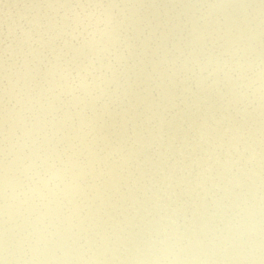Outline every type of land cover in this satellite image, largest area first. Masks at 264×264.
<instances>
[{"label":"rangeland","instance_id":"374dc122","mask_svg":"<svg viewBox=\"0 0 264 264\" xmlns=\"http://www.w3.org/2000/svg\"><path fill=\"white\" fill-rule=\"evenodd\" d=\"M89 6L111 9L116 25L110 34L96 31L101 62L95 64L79 45L65 55L84 28H77L74 12ZM39 153L67 166V178L33 179L24 159ZM0 184V264H57L81 231L94 227L99 235L77 245L76 264H124L129 256L132 264H181L185 256L206 264L232 237L228 244L236 245L221 254L226 264H242L237 256L250 260L256 247L264 249V215L256 225L252 220L264 214V0H0ZM155 193L169 200L158 208L151 201L130 205L136 195L139 202ZM153 207L166 208L170 218L151 223ZM125 208L129 216H119ZM76 213L74 231L67 229L73 235L60 241ZM145 213L136 225L133 218ZM56 215L64 220L53 229ZM171 221L182 236L174 231L156 248L147 230L160 235L174 228ZM218 235L226 240L215 241ZM254 236L263 240L237 254L241 241ZM176 239L194 246L183 255L170 246L165 254ZM133 244L135 255H124ZM257 257L251 264H262Z\"/></svg>","mask_w":264,"mask_h":264},{"label":"bare ground","instance_id":"6f19581e","mask_svg":"<svg viewBox=\"0 0 264 264\" xmlns=\"http://www.w3.org/2000/svg\"><path fill=\"white\" fill-rule=\"evenodd\" d=\"M235 8L236 9H238V4L237 5H235ZM116 90V89H115ZM124 92V91H123ZM120 95V94H119ZM121 100H122V98H121ZM156 101V100H155ZM142 105V104H141ZM160 109H161V107H160ZM124 110H126V109H124ZM141 110V109H140ZM162 110V109H161ZM152 111V110H151ZM128 112V111H127ZM157 112V111H156ZM128 114H129V112H128ZM158 114V113H157ZM156 114V115H157ZM170 114V113H169ZM134 115V114H133ZM136 115V114H135ZM143 115H145V114H143ZM56 116V115H55ZM68 116V115H67ZM149 116V115H148ZM147 117V116H146ZM51 119V118H50ZM47 120V119H46ZM151 120V119H150ZM46 122V121H45ZM145 123H147V122H145ZM140 126V125H139ZM175 126V125H174ZM152 127V126H151ZM181 127V126H180ZM142 128V127H141ZM159 128H160V126H159ZM161 130V129H160ZM164 130V129H163ZM157 131V130H156ZM167 131H168V129H167ZM153 133V132H152ZM240 133H242V132H240ZM144 134V133H143ZM165 134V133H164ZM148 135V134H147ZM153 135H155V134H153ZM195 136V135H194ZM226 136H228V135H226ZM232 136V135H231ZM245 136V135H244ZM155 137V136H154ZM229 137V136H228ZM186 138V137H185ZM225 139V138H224ZM170 140V139H169ZM182 140V139H181ZM164 141H166V140H164ZM189 141V140H188ZM35 144H36V142H35ZM44 144V143H43ZM48 144V143H47ZM170 144V143H169ZM225 144V143H224ZM52 145V144H51ZM165 145V144H164ZM173 145V144H172ZM187 145V144H186ZM231 145V144H230ZM161 146H162V144H161ZM43 149V148H42ZM174 149V148H173ZM191 149V148H190ZM156 150V149H155ZM164 150V149H163ZM216 150V149H215ZM222 150V149H221ZM224 151V150H223ZM27 152V151H26ZM154 152V151H153ZM18 153V152H17ZM21 153V152H20ZM140 153V152H139ZM138 153V154H139ZM142 153V152H141ZM174 153V152H173ZM137 154V155H138ZM170 155V154H169ZM202 156H204V155H202ZM202 156H201V158H202ZM9 157H10V155H8V159H9ZM13 157V160L15 159V153L13 152L12 153V156L10 157V159ZM143 157H145V156H143ZM204 158H205V156H204ZM22 159V158H21ZM145 159V158H144ZM143 159V160H144ZM152 159V158H151ZM166 159V158H165ZM146 160V159H145ZM162 160V159H161ZM180 160V159H179ZM199 160V159H198ZM204 160V159H203ZM203 160H202V162H203ZM206 160V159H205ZM217 160V159H216ZM152 161V160H151ZM157 161V160H156ZM167 161V160H166ZM223 161V160H222ZM9 162V161H8ZM137 162V161H136ZM160 162V161H159ZM185 162H186V159H184V161H183V163L185 164ZM146 163V162H145ZM154 163H157V162H154ZM142 164V163H141ZM198 164V163H197ZM222 164V163H221ZM143 165V164H142ZM163 165V164H162ZM194 165V164H193ZM7 166V165H6ZM8 167V166H7ZM10 167V166H9ZM123 167V166H122ZM138 167V166H137ZM136 167V168H137ZM201 167V166H200ZM13 168V167H12ZM118 168V167H117ZM145 168H147V167H145ZM202 169V168H201ZM207 170H208V168H206ZM205 169V170H206ZM214 169V168H213ZM119 170V169H118ZM126 170V169H125ZM138 170V169H137ZM142 170V169H141ZM149 170V169H148ZM159 170V169H158ZM186 170V169H185ZM211 170V169H210ZM143 171V170H142ZM147 171V170H146ZM167 171V170H166ZM180 171V170H179ZM197 171V170H196ZM201 171V170H200ZM152 172H153V170H152ZM20 173V172H19ZM143 173V172H142ZM185 173V172H184ZM205 173H206V171H205ZM222 173V172H221ZM76 174V173H75ZM77 174H80V171L77 173ZM113 174V173H112ZM119 174V173H118ZM118 174H117V176H118ZM152 174V173H151ZM150 174V175H151ZM162 174H164V173H162ZM165 174H166V172H165ZM204 175V174H203ZM10 176V175H9ZM80 175H78V177H79ZM119 176H120V174H119ZM136 176V175H135ZM149 176V175H148ZM153 176H155V175H153ZM168 176H170V175H168ZM146 177V176H145ZM144 177V178H145ZM157 177L158 178H160L161 176H158L157 175ZM178 177V176H177ZM197 177V176H196ZM208 177V176H207ZM110 178V177H109ZM182 178V177H181ZM107 180H108V178H106ZM105 179V180H106ZM113 179V178H112ZM131 179V178H130ZM138 179H140V178H138ZM151 179V178H150ZM152 179H154V178H152ZM213 179V178H212ZM104 180V181H105ZM126 180V179H125ZM137 180V179H136ZM141 180V179H140ZM145 180V179H144ZM156 180H158V179H156ZM199 182H200V180H201V177L200 176H198V179H197ZM132 181H134V180H132ZM149 181V180H148ZM160 181V180H159ZM187 181V180H186ZM208 181V180H207ZM6 182V181H5ZM111 182H112V180H111ZM129 182V181H128ZM140 182V181H139ZM146 182V181H145ZM151 182V181H150ZM136 183V182H135ZM134 183V184H135ZM147 183V182H146ZM159 183V182H158ZM211 183V182H210ZM209 183V184H210ZM213 183V182H212ZM131 184V183H130ZM138 184V183H137ZM143 184V183H142ZM1 185V184H0ZM104 185H107V184H104ZM121 185V184H120ZM154 185V184H153ZM159 185V184H158ZM173 185H175V187H176V184H173ZM199 185V184H198ZM197 185V186H198ZM215 185V184H214ZM2 186H4V185H2ZM113 186H115V185H113ZM122 186V185H121ZM143 186H145V185H143ZM165 186H166V182H165ZM165 186H163V187H165ZM184 186V185H183ZM200 186V185H199ZM213 186V185H212ZM25 187V186H24ZM116 187V186H115ZM114 187V188H115ZM132 187V186H131ZM140 187H142V186H140ZM146 187V186H145ZM172 187V186H171ZM204 187V186H203ZM112 188L113 187H111V190H112ZM129 188V187H128ZM144 188V187H143ZM150 188H151V186H150ZM149 188V189H150ZM160 188V187H159ZM232 188V187H231ZM104 189V188H103ZM118 189V188H117ZM140 189V188H139ZM161 189V188H160ZM168 189H170V188H168ZM122 190V189H121ZM128 190V189H127ZM133 190V189H132ZM131 190V191H132ZM167 190V189H166ZM130 191V190H129ZM134 191V190H133ZM136 191V190H135ZM139 191V190H138ZM140 191H142V190H140ZM143 191H145V189L143 190ZM155 191H156V189H155ZM154 191V192H155ZM162 191V190H161ZM170 191V190H169ZM176 191V190H175ZM201 191V190H200ZM206 191V190H205ZM74 192V191H73ZM128 192V191H127ZM147 192V191H146ZM134 193V192H133ZM151 193V192H150ZM156 193H157V191H156ZM154 194V195H152V194H149V196H147V197H149L148 199H139V202H136L135 200H137L136 198H137V195H136V198L134 197V200H132L131 198V200L132 201H130V205L131 206H137V203H140V205H146V204H149V205H152V204H150V201L152 202V203H154V206L156 207V208H158V207H160L161 205H157L158 203H161V201H165L164 203H166L167 201L166 200H169V198L168 197H166V195L165 194H163L162 196H158L157 197V194ZM167 193H168V191H167ZM173 193V192H172ZM172 193H171V195H172ZM127 194V193H126ZM128 194H130V193H128ZM127 194V195H128ZM144 194H146V193H144ZM141 195V194H140ZM139 195V196H140ZM160 195V194H159ZM170 195V194H169ZM190 195V194H189ZM194 195V194H193ZM113 196V195H112ZM119 196V195H118ZM176 196V195H175ZM70 197V196H69ZM120 197V196H119ZM119 197H118V199H119ZM128 197V196H127ZM126 197V198H127ZM131 197V196H130ZM142 197V196H141ZM140 197V198H141ZM155 197H157V198H155ZM187 197V196H186ZM200 197V196H199ZM125 198V199H126ZM133 198V197H132ZM146 198V197H145ZM116 199V198H115ZM193 199V198H192ZM197 199V198H196ZM123 200V199H122ZM121 200V201H122ZM127 201H128V199H126ZM125 200V201H126ZM154 200V201H153ZM175 200V199H174ZM174 200H173V202H174ZM177 200V199H176ZM175 200V201H176ZM194 200V199H193ZM111 201V200H110ZM178 201V200H177ZM180 201V200H179ZM186 201V200H185ZM195 201V200H194ZM163 203V204H164ZM171 203V202H170ZM176 203V202H175ZM194 203V202H193ZM111 204V203H110ZM116 204V203H115ZM189 204V203H188ZM124 205V204H123ZM178 205V204H177ZM49 206V205H48ZM121 206V205H120ZM179 206H180V204H179ZM221 206V205H220ZM114 207V206H113ZM112 207V208H113ZM118 207V206H117ZM128 207V206H127ZM139 207V206H138ZM182 207L183 206H180V208L182 209ZM256 207V206H255ZM129 208H131V207H129ZM141 208V207H140ZM145 208V207H144ZM146 208H147V206H146ZM179 207H176L175 206V209H178ZM136 209V208H135ZM148 209V208H147ZM218 209V208H217ZM242 209V208H241ZM263 209V208H262ZM55 210V209H54ZM104 210V209H103ZM108 210H109V208H108ZM119 210V209H118ZM137 210V209H136ZM138 210H139V208H138ZM137 210V211H138ZM144 210V209H143ZM166 210V208H161L159 211H157V210H155L154 209V207L152 208V210H150L148 213H149V215L150 214H154V213H156L157 214V217L155 218V220L154 219H152L151 220V223L153 222V224H155V225H157V226H160L161 224H162V221L163 220H166V219H168V218H170V216L171 215H169L168 214V212H166L165 211ZM179 210V209H178ZM183 210V209H182ZM198 210H200V209H198ZM238 210H240V209H238ZM130 211V209H124L123 211H121V213H118V214H120L119 216H121V217H128L129 216V212ZM141 211V210H140ZM232 211H233V209H232ZM231 211V212H232ZM245 211V210H244ZM251 213H255L253 210H249ZM86 212V215L89 213L88 211H85ZM133 212V211H132ZM189 212V211H188ZM188 212H186L187 214H188ZM194 212V211H193ZM214 212V211H213ZM236 212V211H235ZM238 212H241V210L240 211H238ZM135 213H136V211H135ZM148 213H145V215H143V216H139V217H134L133 218V222H135V224L137 225V222L138 223H142L143 222V218H144V216H146V214L148 215ZM72 214H74L73 212H72ZM139 214V213H138ZM144 214V213H143ZM155 214V215H156ZM194 214V213H193ZM192 214V215H193ZM199 214H202L201 212L199 213ZM223 214V213H222ZM243 214V213H242ZM241 214V215H242ZM250 215V214H249ZM252 215V214H251ZM264 214H262V215H260V214H256L255 213V217H254V219L252 218V220H253V222H254V224L255 223H258L257 222V220L260 218V220L262 219V216H263ZM253 216V215H252ZM60 217V216H59ZM148 217V216H147ZM146 217V218H147ZM152 217V216H151ZM237 217V216H236ZM246 217V216H245ZM247 217H249V216H247ZM228 218H230V217H228ZM227 218V219H228ZM231 218H233V217H231ZM235 218V217H234ZM239 218H240V216H239ZM239 218H236L234 221H237L238 222V219ZM52 219V218H51ZM73 219H80V217H79V214L78 213H76L75 215H71L70 216V218H68V219H66L68 222H66L65 224H66V229H65V227L62 229L63 231H65V233L63 234V237L62 238H58L60 241H62L64 238H66L65 237V234H66V232H68V233H70V236L71 235H73V233H72V230L74 229V226H75V222H74V226H73V229L70 227V223H71V221L73 220ZM128 219H130V218H128ZM247 219V218H246ZM63 220H64V218H63ZM63 220H62V217H60V221L57 219V215L55 216V220L53 221V222H49V224L53 227V229H55V226H57V224H56V222H59V223H61L62 224V222H63ZM84 220H85V217H84ZM86 220H88L87 218H86ZM131 220V219H130ZM241 220V219H240ZM245 220V219H244ZM150 221V220H149ZM191 221H192V219H191ZM195 221V220H194ZM193 221V222H194ZM231 221V220H230ZM248 221V220H247ZM119 222V221H118ZM172 222V221H171ZM182 222V221H181ZM199 222H202L201 220L199 221ZM80 223H81V221H80ZM85 223V222H84ZM88 223V222H87ZM145 223V222H144ZM173 223V225H172V227H174L173 229H167V230H165V231H163L162 233H160V235H158L159 234V232H158V236L157 235H155L154 233H153V231L152 230H150V229H148L147 230V236L149 237V233L150 232H152L151 234L153 235V242L152 243H155V245L157 246L156 248H158V247H160L163 243H164V241H165V238L166 237H168L169 236V234H171V233H173L174 231H177L176 230V225L174 224V222H172ZM179 223V222H178ZM182 223H184V222H182ZM226 223V222H225ZM233 223V222H232ZM232 223H231V225H232ZM251 223V222H250ZM82 224V223H81ZM86 224V223H85ZM133 224V223H132ZM132 224H131V226H132ZM188 224V223H187ZM193 224V223H192ZM249 224V223H248ZM253 224V223H252ZM45 225V224H44ZM78 225V224H77ZM90 225V224H89ZM189 225V224H188ZM228 225V223L226 224V226ZM230 225V226H231ZM242 226H243V224H241ZM256 225V224H255ZM258 225V224H257ZM49 226V225H48ZM50 226V227H51ZM63 226V225H62ZM79 226V225H78ZM83 226H86V225H84L83 224ZM134 226V225H133ZM151 226V225H150ZM183 227H186L187 229H188V232H189V228L187 227V225H182ZM194 226V225H193ZM198 226V225H197ZM229 226V225H228ZM237 226V225H236ZM245 226V225H244ZM247 226V225H246ZM59 227V226H58ZM88 227V226H87ZM200 227V226H199ZM72 229V230H67V229ZM90 228V227H89ZM224 228H225V226H224ZM247 228V227H246ZM245 228V229H246ZM46 229V228H45ZM77 229V228H76ZM84 229H85V227H84ZM91 229V228H90ZM92 229H94L93 231H91V233H87V232H85V231H81V234L80 235H82L80 238H78L77 240H76V242H75V244L73 245L74 247L72 248V246H71V248L69 249L68 248V252H66L63 256H61L60 257V259L58 260V263L57 264H76L77 263V260L76 261H73L72 259L73 258H71L74 254V251L75 250H78V249H80L82 246H80V245H82V242L84 241V242H88V240L90 239V237H91V235L92 234H94L95 232H96V227H94V228H92ZM129 229V228H128ZM183 229V228H182ZM187 229H183V230H187ZM205 229V228H204ZM228 229V228H227ZM255 229V228H254ZM80 230H82V227L80 228ZM154 230V229H153ZM182 230V231H183ZM12 231V230H11ZM74 231V230H73ZM79 231V230H78ZM89 231V230H88ZM100 231V230H99ZM146 231V230H145ZM216 231V230H215ZM215 231H213V233L215 232ZM221 231H222V229H221ZM13 232V231H12ZM51 232V231H50ZM224 232V231H223ZM244 232V231H243ZM78 233V232H77ZM177 233H178V236H180L181 235V233L182 232H178L177 231ZM176 233V234H177ZM258 233V232H257ZM259 233H261L263 236H264V232H259ZM193 234V233H192ZM215 234V233H214ZM217 234V233H216ZM223 234H225V233H223ZM95 235H99V233L98 234H94V236ZM107 235V234H106ZM129 235V234H128ZM174 235V234H173ZM188 235V234H187ZM93 235H92V237L91 238H93L94 237ZM103 236V235H102ZM101 236V239L103 240V237ZM175 236H177V235H175ZM182 236V235H181ZM201 236H202V234H201ZM226 236V235H225ZM224 236V239H223V235L222 236H216V238H215V241L216 240H226L225 237ZM249 236V235H248ZM16 237V236H15ZM20 237V236H19ZM74 237V236H73ZM98 237V236H97ZM142 237V236H141ZM232 237V236H231ZM230 237V238H231ZM68 238V240H69V244H70V238L69 237H67ZM76 238V237H75ZM125 238V237H124ZM151 238V237H150ZM172 238V237H171ZM188 238H190V237H188ZM194 238V237H193ZM229 238V237H228ZM9 239V238H8ZM20 239V238H19ZM99 239V238H98ZM179 239H181L182 240V237L181 238H179ZM195 239V238H194ZM193 239V240H194ZM231 239H234L233 237L231 238ZM231 239H229V241H228V239L226 240V243L228 242H230V240ZM139 240V239H138ZM170 240V239H169ZM181 240H177L176 239V241L174 240L173 242H171V243H169L168 245V247H166L165 248V254L166 253H168L169 251H170V246H172V247H174V251L177 253V254H180V253H182V255L184 254V253H187L188 251H187V249H188V247H193L194 246V243L192 242V241H182L181 242ZM188 240V239H187ZM237 240H241V239H237ZM259 240H263L261 237H256V236H254V239L253 240H250L249 242H244V241H241V244H240V251H239V253H237V254H247L246 252L248 251V252H250L248 249L249 248H251V246L252 245H256V244H254V241L255 242H260ZM101 241V240H100ZM105 241V240H104ZM109 241H112V240H107V242H109ZM119 241V240H118ZM168 241V240H167ZM195 241H196V239H195ZM215 241H214V244H215ZM83 242V243H84ZM99 242V241H98ZM97 242V243H98ZM122 242L124 243V241L122 240ZM178 242H180L181 244L180 245H174L175 243H178ZM213 241H211V243H212ZM225 242V241H224ZM232 242H234V240H232ZM238 242V241H237ZM20 243V242H19ZM37 243V242H36ZM102 243H103V241H101V243H100V245L101 246H103L102 245ZM110 243V242H109ZM112 243V242H111ZM126 243V242H125ZM131 243V242H130ZM139 243V242H138ZM137 243V244H138ZM197 243V242H196ZM209 243V242H208ZM226 244V245H224V243H221V241L218 243V245H219V249L221 250V251H217V253H215L216 255H214L213 254V256H211L209 259H208V261H209V263H206V264H213V260H215L216 258H217V261H219L220 260V258H221V262H219V263H221L222 264V262H223V264H226V260H227V255L226 256H221V254L223 253V252H225L227 249H225V247H227V248H229L231 245L232 246H235L236 244V242L235 243H231V244ZM17 244V243H16ZM86 243H84L83 245H85ZM120 244H121V242H120ZM127 244V243H126ZM137 244L136 245H130V246H128V245H126V246H128V248H129V250H123L124 251V255H131L132 254V256H134L135 255V253H136V246H137ZM65 245V244H64ZM77 245H79L80 246V248H79V246H77ZM93 245V244H92ZM96 245V244H95ZM108 245V244H107ZM139 245H140V243H139ZM138 245V246H139ZM196 246H197V244H195ZM259 245V244H258ZM22 246V245H21ZM109 246V245H108ZM124 246H125V244H124ZM211 246V245H210ZM39 247V246H38ZM42 248H44L45 247V249H43L42 250V252L43 251H45V254H44V256L42 255V257H46L47 259L52 255V251H50L49 249H48V246L46 245V246H41ZM121 247V246H120ZM164 247V246H163ZM21 248V247H20ZM83 248V247H82ZM135 248V249H134ZM144 248V247H143ZM216 248V247H215ZM256 248H258V247H256ZM254 249V250H256V251H252L251 253L253 254L254 253V256L252 257V258H250V257H247V258H249L250 260H246V257H245V261L248 263V264H251L252 262H251V259H253V261H254V258H255V256H257L258 255V257H260V255L262 256V262H264V249L263 248H258V249ZM22 249V248H21ZM115 249V248H114ZM113 249V251L111 252V253H113V254H115V253H120V252H122V251H120L119 252V250H114ZM121 249H123V248H121ZM141 250H142V248H140ZM145 249V248H144ZM146 250V249H145ZM157 250V249H156ZM156 250H155V252H156ZM161 250V249H160ZM13 251V250H12ZM39 251V250H38ZM67 251V250H66ZM89 251V250H88ZM235 251V250H234ZM91 252H92V250H91ZM95 252H96V255H98L97 254V250H96V248L94 249V252H92V253H94L95 254ZM199 252H200V250H199ZM227 252H229V251H227ZM13 253V252H12ZM90 253V252H89ZM99 253V252H98ZM148 252H146V254H147ZM195 253V252H194ZM197 253V252H196ZM196 253L194 254L195 256H196ZM207 253V252H206ZM257 253V254H256ZM60 254V253H59ZM117 254H116V256H117ZM173 254V253H172ZM231 254V253H230ZM233 254V253H232ZM237 254H236V256H237ZM28 255V254H27ZM174 255L175 254H173V256L172 257H174ZM20 256V255H19ZM120 256V255H119ZM143 256V255H142ZM181 256V255H180ZM249 256V255H248ZM28 257H30V256H28ZM32 257V256H31ZM30 257V258H31ZM110 257V256H109ZM168 257V256H167ZM176 257H177V255H176ZM189 257H190V254H189ZM257 257V258H258ZM33 258V257H32ZM37 258V257H36ZM96 258H97V260H98V258L99 257H97L96 256ZM130 258H131V256H129V260L126 262L125 260H124V264H132V262H131V260H130ZM166 258V257H165ZM181 258H182V256H181ZM187 258H188V256H185V258L183 259V263H186V264H200V263H204L203 261H199V259L196 257V261H193V260H187ZM192 258H194L193 256H192ZM230 258V257H229ZM239 257L237 256V261L238 260H240V263H242V264H246V262H244V260L243 259H241L242 257H240V259H238ZM128 259V258H127ZM144 259V258H143ZM174 259V258H173ZM256 259V258H255ZM3 260V259H2ZM38 260V259H37ZM41 260V259H40ZM95 260V259H94ZM104 260V259H103ZM120 260V259H119ZM137 260H138V258H137ZM161 260V259H160ZM177 260H179V259H177ZM232 260V259H231ZM259 260V259H258ZM28 261H29V259H28ZM86 261V260H85ZM90 261V260H89ZM116 262H117V260H115ZM123 261V260H122ZM167 261V260H166ZM176 261V260H175ZM230 261V260H229ZM233 261V260H232ZM231 261V262H232ZM21 262V261H20ZM80 262V261H79ZM97 262H99V261H97ZM135 262H136V260H135ZM182 262H180L181 264H183ZM216 262V261H215ZM255 262V261H254ZM259 262V261H258ZM258 262H256V263H258ZM6 263V262H5ZM33 263V262H32ZM120 263V261L118 262V263H114V264H119ZM153 263V262H152ZM168 263V262H167ZM260 263V262H259ZM20 264V263H19ZM34 264V263H33ZM84 264H85V262H84ZM88 264H94V263H89L88 262ZM112 264H113V262H112ZM122 264V263H121ZM135 264V263H134ZM139 264V263H138ZM144 264H145V262H144ZM163 264V263H162ZM174 264H176V262L174 263ZM214 264H217V263H214ZM233 264V263H232ZM237 264V263H236ZM254 264V263H253Z\"/></svg>","mask_w":264,"mask_h":264},{"label":"clouds","instance_id":"9594fccd","mask_svg":"<svg viewBox=\"0 0 264 264\" xmlns=\"http://www.w3.org/2000/svg\"><path fill=\"white\" fill-rule=\"evenodd\" d=\"M76 17V26L79 28L84 25L83 30L80 32L79 37H73L70 44L68 53L71 54V49L80 46L79 50L82 54H85L91 63L95 64L101 62V57L98 50L101 48V41L95 39L96 31L103 33H112L116 31V25L114 24V13L111 9H101L96 6H89L79 11L74 12ZM95 20V31L89 32L88 29L93 27L92 21ZM85 21L88 23L85 24ZM103 24V28L100 25ZM63 63V57L57 58V66L59 67ZM201 73L208 71L207 68H200ZM101 76L99 78V84L105 83V73L103 72V64L101 63ZM78 75V74H77ZM96 85V81H93ZM98 86V85H96ZM11 157V152L9 153ZM10 165L13 161L10 159ZM25 171L30 173L37 182L44 181L51 184L54 180H60L67 178L69 171L67 166L61 167L55 160L51 158L47 153H39L35 155H27L24 159Z\"/></svg>","mask_w":264,"mask_h":264},{"label":"snow or ice","instance_id":"6c2138e0","mask_svg":"<svg viewBox=\"0 0 264 264\" xmlns=\"http://www.w3.org/2000/svg\"><path fill=\"white\" fill-rule=\"evenodd\" d=\"M262 264H264V262H262Z\"/></svg>","mask_w":264,"mask_h":264}]
</instances>
